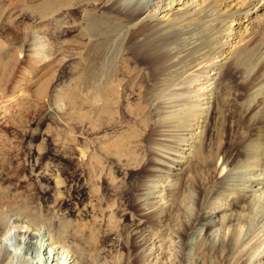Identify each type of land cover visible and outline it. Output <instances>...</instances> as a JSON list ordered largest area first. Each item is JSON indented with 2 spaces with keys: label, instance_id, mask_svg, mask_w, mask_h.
Instances as JSON below:
<instances>
[{
  "label": "rangeland",
  "instance_id": "374dc122",
  "mask_svg": "<svg viewBox=\"0 0 264 264\" xmlns=\"http://www.w3.org/2000/svg\"><path fill=\"white\" fill-rule=\"evenodd\" d=\"M192 1L181 6L179 3L185 0L178 4L177 0L171 4H165L168 0H133L143 8L142 13L136 20L124 23L121 29L120 34L143 25L177 31L181 37L177 47L182 51L174 59L184 58L174 68L196 64L180 79L207 69L186 85L191 89L190 106H195L199 117L188 128H160L155 137L168 148L159 147L151 152L154 162L145 170H138L117 168L113 160L99 151L100 144L110 153L112 142L122 143L126 130L98 126L89 107L78 104V97L85 95L86 90L77 85L83 60L75 53L87 45V40L60 36V26L70 21L59 10L60 0H0V209L12 206L15 210L32 212L36 229L31 232L38 240L47 238L60 225L69 226L70 232L85 226L86 231L90 229L96 236L108 228L107 238L116 236L119 241L111 248L106 244L99 247L108 249L109 264H234L237 257L238 264H264V208L260 213L257 211L258 215L252 214L254 223L248 230L245 226L242 228L245 230L241 234L243 244L232 256L220 255L217 245L221 237L217 236L213 247L197 252L195 244L203 230L201 225H194L185 241V259L180 262L175 248L157 250L158 238L151 235L154 231H160L162 236L165 232L170 234L167 228L170 217L164 215L156 223L146 217V212L149 214L162 206L167 214L171 211L172 205L159 200L160 194L171 198L174 191L167 192L173 187L171 184L178 185L184 177L189 178L187 168L200 147L205 153L218 148L231 163L220 172L214 161L198 179L200 183L211 186L214 191L221 185L235 189L227 198L224 197L229 191L216 198L202 193L209 205L205 210L209 211L213 203L229 202L238 190L254 198V207L257 200H264V180H261L264 177V7L261 11L252 9L249 17L232 19L235 17L230 14L251 0H225L217 7L211 6L212 0ZM197 25H202L208 34H220L214 47L196 51L192 55L196 59L190 63V57L185 55L190 47L186 41L195 36L193 29ZM240 50L241 55L235 57ZM218 53L222 54L217 56ZM207 76L211 79L206 82ZM148 109L153 114L150 121L153 122L156 111L151 105ZM258 112H261L259 119ZM177 135L189 138L178 141ZM251 140L259 145L252 150L256 164L241 165L246 144ZM81 146L87 149L88 155L82 156ZM149 146L150 143L143 142L132 148L135 160L147 158ZM91 161L99 168L96 175L88 173ZM191 181L193 186H198L197 180ZM147 185L150 190H144L148 193L144 201L156 206L145 205L147 211L141 218L135 214L133 204L140 201L136 199L138 187L145 189ZM192 196L196 194L192 192ZM195 210L193 205L189 220ZM213 213L218 219L223 211ZM139 217L144 222L143 236L152 237L145 245V252L153 239L157 249L154 246L143 258L136 259L134 251L121 241L125 242L131 225ZM25 226L26 223L12 219L8 222L0 234L4 241L0 254L6 259L10 252L15 264L26 257L34 259V264H50L52 249L48 262L45 250L40 254L34 247L25 254L20 232ZM86 238L80 237L79 242L68 239L67 243L84 247ZM257 245L261 253L249 258L248 253ZM63 249L55 250L60 255Z\"/></svg>",
  "mask_w": 264,
  "mask_h": 264
},
{
  "label": "bare ground",
  "instance_id": "6f19581e",
  "mask_svg": "<svg viewBox=\"0 0 264 264\" xmlns=\"http://www.w3.org/2000/svg\"><path fill=\"white\" fill-rule=\"evenodd\" d=\"M174 1L176 0H168V3L165 4H171ZM177 1L178 4L180 0ZM185 1L179 4L186 6L189 3H193L191 0ZM224 1L212 0L211 6L217 7ZM49 5L51 7L52 3L50 2ZM263 7L264 0H251L244 8L235 10L230 16L235 17L232 19L249 17L252 9L261 11ZM142 9L141 6L133 3V0H60L59 3L60 12L67 14V18L70 19V21L67 20L65 24L60 26V36L65 38L73 37L77 41L84 38L87 40V45H84L82 49L78 47L79 50L75 53L83 60L82 67L79 69L77 85L79 88L86 90L85 95L83 94L84 96L78 97V104L89 107V111L95 116L98 126H107L110 129L125 127L126 133L123 142L120 144L112 142L110 153L106 152L104 147L99 144L100 153L105 158L113 160L115 167L120 169L145 170L146 166L154 162L151 152L158 150L159 147L168 148L160 139L155 137L156 132L160 128L168 127L175 130L188 128L191 121L199 117L195 106H190L191 89L186 87V85L197 80L206 69L205 67L201 71L191 72L180 79L183 74L196 64L191 66L185 64L179 68H174L184 58H178L177 61L174 59L182 51V49L178 48V40L181 37L178 36L177 31L168 32L165 31L164 27H146L143 25L120 34L124 23L136 20L142 13ZM115 20L119 21L116 22ZM193 30H195V36L189 37L186 41V46L190 45V47L185 55L190 57V63L195 61L196 58L192 55L196 51L204 47H214L218 43L220 34L218 32L216 35L208 34V30H204L202 25H197V28L195 27ZM79 44L81 45V43ZM172 44H176V46L171 47ZM241 53L242 51L240 50V52L235 54V57L241 55ZM221 54L218 53L217 56ZM244 55L246 59L248 53ZM212 58L213 56L209 60ZM210 79L207 76L206 82ZM132 100L134 101L132 102ZM150 105L156 111L154 114L156 119L153 122H150L153 115L148 109ZM260 113H257L258 119L261 118ZM91 129H95L94 124L91 125ZM187 138L189 137L177 135L176 140L187 141ZM143 142L150 143L149 156L145 159L135 160L131 149L141 145ZM153 145L156 147L153 148ZM258 146L255 140H251L246 144L247 152L241 165L256 164V156L255 153H252V150L253 148H258ZM80 153L83 157L88 155L87 149L83 146L80 147ZM194 153L195 159L186 171L189 178L184 177L179 181V184L177 183L178 185H175V182L171 184L173 187L169 191L167 190V192L174 191L171 194V198H168L167 194H160L161 198L159 200H163L164 203L169 202L172 205L171 211L167 214L162 206V208L159 207L160 209L151 211L149 214L146 212L147 220L155 223L159 222L158 219L162 218V216L168 215L170 224L167 228L172 233L171 235V233L165 232L162 236L160 231H154L151 235L152 237L155 235V238H158L156 241L157 243L159 242L158 249L155 245V239H153L147 252H145L144 248L152 237L145 238L146 235L143 236L144 222H141L140 217L142 218L141 215L145 214V210L147 211L145 205L149 203L146 204L144 199L148 193L144 190L148 191L150 187L148 185L145 189L138 187L136 199H140V201H136L133 206L136 207L135 214L140 217L131 225L128 231L129 236L127 235L125 242L121 241L122 245H127L134 251V258H143L145 253L147 254L153 250L154 246L155 250L172 247L177 252L178 261H182L185 259L183 253L186 248V238L189 236L190 229L196 224L201 225L200 229L203 230L202 236L195 244L197 252H206L213 247L217 236L218 238L221 237V241L217 245L220 255L227 254L232 256L240 249L238 247L241 246V243L243 244L241 241L245 230L242 228L245 226L248 230L254 223L252 214L255 216L258 212H261L260 209L264 208L263 199L257 200V198L256 206L254 207V198H250L249 194L246 195L241 192L242 190H238L229 202L226 201L227 203H219L217 205L213 203L209 211L205 210V207L209 205L204 202L202 193L204 196L210 194L209 196L214 195L216 198L220 194L229 191L224 197L227 198L235 189L232 187L229 189L221 185L214 191L211 186H204L202 182L200 183L201 179L200 181L198 179L214 161H217L220 172H223L226 169V165L231 163L218 148L216 151L205 153L203 147H200ZM84 170L86 172V169ZM98 172L99 168L91 161L88 173L96 175ZM225 172L227 174L228 171ZM167 177L169 175L166 176V179ZM99 178L104 181L100 174ZM192 179L197 180V187L192 185ZM261 180H264V177ZM192 192L196 194V196H192L196 197L194 200L191 197ZM188 202L190 205H188ZM155 204H149L147 207L153 208L156 206ZM193 205L196 210L193 218L189 220ZM239 208L240 210H237ZM253 208H255L256 213L253 212ZM2 210L0 209V234L11 219L13 222L26 223V229L20 231L21 235H23L25 254L34 247L40 254L45 250V253H48L45 261L48 262L50 249H52L50 264H109L108 249L99 247L106 244L105 246L111 248L119 243L116 236L111 239L107 238L110 233L108 228H105L99 233V236H96L92 230L86 231L88 228H85V226L78 229L74 228L73 232H70L69 226L66 225H60L54 233L48 235L45 238L48 241L45 243V239L38 240L37 236L31 232L36 229L35 215L32 212L15 210L12 206ZM123 210L125 211V208ZM214 210L223 211V214L216 219L217 215L213 213ZM14 215L15 217L12 218ZM217 225L218 228H215ZM94 232L97 234V231ZM78 234L79 237L76 236ZM82 236H87L84 247L67 243L68 239L72 242H79V238ZM3 242V238L0 237V247H3ZM63 247L65 249L58 255L59 252L57 250ZM255 247L253 251L249 249L250 252L252 251L248 253L250 254L249 258L255 256L256 253H261L262 250H259V245ZM24 259L20 264L36 263L34 259L29 260L28 257ZM238 260L239 257L234 260V264H238ZM0 264H15L10 252L6 259L2 253L0 254Z\"/></svg>",
  "mask_w": 264,
  "mask_h": 264
}]
</instances>
